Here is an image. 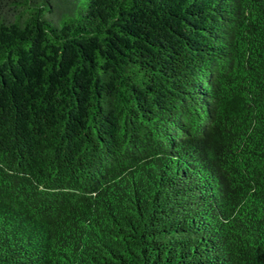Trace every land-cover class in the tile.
I'll return each mask as SVG.
<instances>
[{
    "label": "trees",
    "instance_id": "trees-1",
    "mask_svg": "<svg viewBox=\"0 0 264 264\" xmlns=\"http://www.w3.org/2000/svg\"><path fill=\"white\" fill-rule=\"evenodd\" d=\"M0 264H264V0H0Z\"/></svg>",
    "mask_w": 264,
    "mask_h": 264
}]
</instances>
